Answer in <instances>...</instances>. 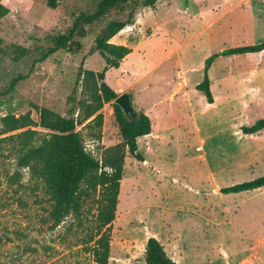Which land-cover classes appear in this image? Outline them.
Segmentation results:
<instances>
[{"label": "rangeland", "instance_id": "1", "mask_svg": "<svg viewBox=\"0 0 264 264\" xmlns=\"http://www.w3.org/2000/svg\"><path fill=\"white\" fill-rule=\"evenodd\" d=\"M214 1L217 0H159L160 4H169L168 8L180 23L177 20L173 25L169 21L154 29L152 18L145 17L144 22L147 20L148 24L142 29L129 28V32H121L128 34L126 42L131 45L129 59L124 64L126 70L120 74L110 69L104 81L112 90L125 88L123 93L128 95L131 106L150 112L155 120L153 124L164 120L161 127L166 129L168 136L157 147L159 157L164 158L160 162L163 168L152 167L143 160L137 162L128 155L124 158L107 264H144L142 242L149 236L147 229L157 228L159 222L168 217L174 219L162 215L161 205L163 201L173 204L177 194H191V216L184 214L175 228L184 246L185 261L234 264L245 257L254 259L255 264H264V228L248 226L260 216L255 217L254 211L242 216L237 208L221 211V206L233 207L238 200L210 193L208 169L197 159L208 147H212L208 162L219 164L225 160L218 158L216 151L223 147H260L255 140L237 137L234 125L245 122L251 125L256 120H264V101L256 103L259 89L264 95V80L258 79L259 74L251 68V57L246 55L222 57L217 67L206 73L208 90L217 101L203 109L205 97L195 85L202 80L205 59L221 47L264 41V21L237 16L239 10L220 17L208 28L207 23L204 25L201 21L184 23L190 17V13L188 16L181 13L184 3L193 12L196 8L207 10ZM95 2L56 0V7L49 9L46 0H1L8 14L0 22L3 51L0 54V116L7 112L20 115L28 111L36 123V110L31 107H43L66 117L69 106L65 98L73 89L77 69L99 71L102 68L98 67L102 60L97 53L87 57L99 29L109 20L126 17L125 13L109 11L105 18L86 28L88 36L74 40H81L82 45L77 49L69 44L53 50L58 37L66 34L71 26V16L80 10H92ZM139 10L141 8L135 11L134 18ZM198 18L202 20L203 13ZM179 71L183 73L182 78L178 76ZM220 75L227 80H220ZM15 78L17 80L9 89ZM182 79L186 80V86L178 88L169 100V94ZM79 91L78 87L77 98ZM100 112L103 119L105 117L104 122L102 120L104 144L100 145V140L91 141L85 136L87 130L75 127L83 135L85 151L93 157H98L99 148L119 141L110 105L104 104ZM31 129L46 132L38 127ZM5 136H0V264H92L91 244H83L92 226L91 213L83 209L80 222L67 217L51 227L50 203L42 182L30 177L26 168L17 167L16 144L1 140ZM262 136L264 138V132ZM195 147H200L201 151ZM210 170L214 172L212 167ZM228 171L234 173L233 169L228 168ZM241 172L238 180L251 181L264 175V166L250 165ZM162 198L165 199L160 201ZM207 203L212 206L211 213ZM195 213L206 215L202 218H207L209 224L203 225L202 220L194 217ZM130 214L135 217L129 220ZM241 220L245 225L238 224ZM135 239L141 241L135 244ZM259 239L263 240L258 243ZM245 259L240 263H247Z\"/></svg>", "mask_w": 264, "mask_h": 264}, {"label": "trees", "instance_id": "2", "mask_svg": "<svg viewBox=\"0 0 264 264\" xmlns=\"http://www.w3.org/2000/svg\"><path fill=\"white\" fill-rule=\"evenodd\" d=\"M156 0H96L92 10L78 11L71 16L72 24L66 34L60 35L53 50L63 49L66 45L78 48V41L86 36V28L105 18L109 11L125 13V19L109 20L95 36L88 54L97 53L103 61L97 71L77 69L73 89L65 98L69 106L66 117L47 109L35 108L37 121L34 123L27 111L14 115L7 112L0 116L1 140L14 141L19 153L16 165L26 168L30 177L39 179L48 197L50 209L48 220L51 227L57 226L65 218L71 217L80 222L83 209L91 213L92 226L86 241L92 264H107L111 224L115 216L119 182L122 177L124 158L131 156L141 161L135 139L149 134L150 124L142 111L135 110L134 117L125 116L113 103L115 92L104 82L108 69H116L121 59L130 53L126 46L109 44L108 40L123 27L134 22V13L138 8L151 7ZM46 7L54 9L56 0H46ZM8 14V9L0 3V20ZM0 48V54L3 52ZM264 50V41L222 50L207 57L202 67V80L195 89L202 92L206 103H212L208 90L207 69L217 56L243 55ZM52 50L48 52L50 54ZM17 78L9 84L12 88ZM80 88L78 98L76 89ZM104 104H109L114 123L119 134V142L99 148L98 157H93L84 149L83 135L75 127L87 130L85 136L98 142L101 137L103 116L100 112ZM33 106V105H31ZM38 127L41 131L32 130ZM264 130V120L259 119L250 126L239 128L242 134L253 135ZM13 133V134H12ZM264 186V175L251 181L242 182L220 189V193L229 194L253 190ZM92 211V212H91ZM144 264H175L166 257L161 245L152 237L144 244Z\"/></svg>", "mask_w": 264, "mask_h": 264}, {"label": "crops", "instance_id": "3", "mask_svg": "<svg viewBox=\"0 0 264 264\" xmlns=\"http://www.w3.org/2000/svg\"><path fill=\"white\" fill-rule=\"evenodd\" d=\"M0 3H1V0H0ZM168 5L169 4H166V3L160 4L159 0H156V2L153 4V6L141 8V10H139L137 12L136 18H134L135 23L133 22L131 25H127V26L123 27L120 31H118L115 35H113L108 40V43L116 45V46H126L130 49V53H131V47H130L131 45L127 44V42H126V38H127L128 34L121 33L124 30V28L129 27L131 29L137 28V30L142 29V27H144L146 24H148V23H146L147 20H145V22H144L145 17L152 18L154 29H156V28L159 29L161 26H163V24L165 22H169V21H170L169 23H172L173 25H175L177 20L180 23V19H178L177 15L175 13H173L168 8ZM207 7H208L207 10H205V9L202 10V9L196 8L193 12H191L190 7H188V4L184 3L182 6V12H181L182 15L188 16V14L190 13V17H187V19L184 20V23L189 25V23H191V21H201V22H203L204 25H206V23H207L206 28H208L212 25L211 23H215L220 17H222L226 14H232L236 10H239L236 13L237 16L244 15L248 18L250 17V18H254L256 20H263L264 21V0H256L254 2H250L249 0H217V1L211 2L210 5H208ZM191 13H192V16H191ZM202 13H203V19L199 20L198 16H200ZM142 14L144 15V17H141ZM4 18H6V16ZM4 18H2L0 20V22H2V20ZM86 36H88V34H86ZM84 38H82V40ZM113 40H116V41H113ZM78 42H79V46H81L82 45V43H80L81 40H79ZM137 43H135V45H137ZM244 44H248V43H244ZM251 45H253V44H251ZM242 46H244V45H242ZM228 48L229 47H227V48L221 47V48L217 49L215 52H213L212 54H218L222 50H225ZM230 48H234V47L230 46ZM81 49H83V47H81ZM94 53L95 52H93L92 54H89L87 57H90V55H93ZM130 53L121 59V61L119 62V65L116 69H112V70H114L120 74L124 73V71L126 70V66L124 64L129 59ZM243 55L251 57V60H252V62H250L251 68L255 71V73L259 74L258 79L260 78V79L264 80V60L262 59L264 57V50H262L260 52H256V53H248V54H243ZM232 56H235L234 58H236V56H238V55H232ZM222 57H225V56H217L211 62L210 66L207 70L208 73L217 67V65L220 62V59ZM165 59H167V58H165ZM86 60H87V58H86ZM97 62H98V60H97ZM85 64H86V61H85ZM101 66H103V61H102V65H100V62H98V67H101ZM109 70L110 69H108L107 71H109ZM97 71L98 70H94L93 72H97ZM121 71H123V72H121ZM178 76L180 78H182L183 73L181 71H179ZM219 79L224 81V82L227 80V79L225 80V77L221 76V75H220ZM104 80H105V74H104ZM186 83L187 82L184 79H182L180 83H177L175 89L169 94L168 99L172 100L173 94H175L177 92L178 88L185 87ZM116 85H118V84L115 80L114 81V87H116ZM236 85H238V84L236 83ZM113 91L115 92V94L117 96L119 94L123 93V91L126 92L125 88L124 89L114 88ZM258 92H259L258 93L259 96L256 99V103L259 102V100H260V102L264 101V95H262L261 90L259 89ZM245 96H247V95H245ZM211 98H212V103H210V104L205 103L203 106V109H205V107L209 108V107L215 105V103L217 101L216 98L212 97V96H211ZM133 108L135 110L142 111V113L148 118L149 124H150L149 134L137 137L135 139L137 152L141 156V159L144 162L151 165L152 167H158L159 169L163 168L161 166L160 162L162 160H164V158L159 157V155H158L159 149H157V147H160V144L162 142H164L168 136L166 133V129L161 127V125H163L164 120L157 121L156 123H158V125H155V124H153L155 122V120L150 116V112H147L144 109L143 110L138 109V107L137 108L133 107ZM187 113L190 114L189 111ZM104 120H105V117L103 119V122H104ZM190 125H189V127H190ZM241 126L247 127L250 125H248L246 122L244 124L234 125V128H235L234 134L237 137H240L241 140L242 139L255 140L258 143V145H260V147H250V148H248V147H223L222 150L219 149V151L218 150L216 151V153L219 154L218 158L225 160V161H223V163H220V164L216 163V162H212V163L208 162V154L212 150V147H208V149L205 152H203L201 154V156L200 155L197 156V159L201 160L208 169L209 182H210V186H211L210 187V193L214 192V195L216 197H219V198H223L224 196H227V197H230L231 199H237L239 201V202L237 201L235 204L233 203V205H232L233 207L221 206V211L229 212V211H231V209L237 208L238 211H241L240 215H242V216L245 215V212H247V211H249V212L254 211L255 217L260 216V219H256L255 221L252 220L248 224V226H249V228L260 230V229L264 228V186L253 189V190L242 191V192H237V193H229V194L220 193V189L227 188V187H230V186H233V185H236V184L243 182L242 180H238L240 178H237L242 173L241 172L242 169H245V168L247 169L250 165L258 166V167L264 166V138L262 136V133L264 132V130L259 131L253 135H246V134H242L239 131V128ZM104 142H106V140L104 139V132H103V126H102L100 145L104 144ZM111 145H114V144H111ZM104 147H108V146L105 145ZM196 148H198V147H195V149ZM141 150H143V152H141ZM197 151H201V148L199 147ZM168 159H170V156L168 157ZM155 160L157 162L156 164H155ZM137 162H140V161H137ZM189 162H191V159L189 160ZM123 167H125V164H123ZM210 167H212L214 169V172H212L210 170ZM228 168L233 169L234 173H231L230 171H228ZM229 173L231 174L230 177L228 176ZM132 176H133V174H132ZM118 191H119V189H118ZM203 197H205V196H203ZM163 199H165V198H162L160 201H162ZM201 200L204 201L205 198H203ZM205 206L206 205H204V207ZM211 207L212 206L207 203V208H209L210 213H211ZM158 208L160 210V207L157 206L156 209H158ZM161 208H162V215L172 216V217H174V219H172L171 217H168L166 220H162L163 222L160 221L157 228H155L153 230L147 229V232L149 233L148 237L154 238L161 245L163 252L165 253L166 257L169 258L175 264H191L190 260L185 261V259L183 257L184 246L181 244V240H180V237L178 235V232L175 231V228L176 227L178 228L179 223L182 221L181 219H182L184 214H190V216H191V194H188V195L177 194V195H175L173 204L170 205L167 201H163ZM198 210L200 211L199 208H198ZM132 215L133 214L129 215V220L133 219L135 217V216L132 217ZM194 215H195L194 217L197 220H202L203 225L206 222H208V224H209V221L207 218H202L203 216L207 217L206 215L202 216V215L196 214V213ZM252 218H254V217H252ZM240 222L241 223H238V224L245 225L244 224L245 222H243V220H241ZM160 224H161V227H160ZM231 225H233V224H231ZM138 240L139 239L134 240L135 244H136V241H138ZM261 240H263V239H259L258 243L261 242ZM139 241H141V240H139ZM145 241H146V239H144V241L142 243L145 244ZM261 244H263V242ZM188 250H189V254L191 255V245L189 246ZM109 259H110V256H109ZM243 259H245V257L240 259L239 261H236L234 264H242L240 262ZM245 261L247 263H244V264H255L254 259L250 260V259L246 258ZM259 262H261V261H259ZM210 264H213V262L210 261ZM258 264H260V263H258Z\"/></svg>", "mask_w": 264, "mask_h": 264}, {"label": "water", "instance_id": "4", "mask_svg": "<svg viewBox=\"0 0 264 264\" xmlns=\"http://www.w3.org/2000/svg\"><path fill=\"white\" fill-rule=\"evenodd\" d=\"M113 103L119 107V109L125 116H130V117L135 116L133 112V108L131 106L130 99L126 93L118 95L113 100Z\"/></svg>", "mask_w": 264, "mask_h": 264}, {"label": "built area", "instance_id": "5", "mask_svg": "<svg viewBox=\"0 0 264 264\" xmlns=\"http://www.w3.org/2000/svg\"><path fill=\"white\" fill-rule=\"evenodd\" d=\"M124 30H126V31L128 32L129 27L124 28ZM126 31H125V32H126ZM195 150H198V148H196Z\"/></svg>", "mask_w": 264, "mask_h": 264}]
</instances>
